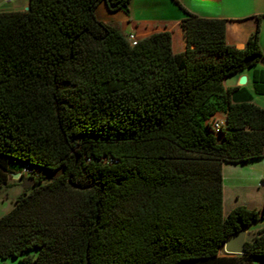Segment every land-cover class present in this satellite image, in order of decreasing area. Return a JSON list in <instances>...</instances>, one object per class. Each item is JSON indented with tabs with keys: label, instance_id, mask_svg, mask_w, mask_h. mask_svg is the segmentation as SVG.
I'll return each instance as SVG.
<instances>
[{
	"label": "trees",
	"instance_id": "trees-1",
	"mask_svg": "<svg viewBox=\"0 0 264 264\" xmlns=\"http://www.w3.org/2000/svg\"><path fill=\"white\" fill-rule=\"evenodd\" d=\"M172 1L184 13L178 53L167 31L130 44L96 19L98 3L127 15L129 0L0 11V185L14 163L32 179L0 215L1 260L264 264V228L244 254L219 255L228 235L264 219V195L259 208L221 212V164L264 157V110L221 85L264 60L257 29L236 49L223 19Z\"/></svg>",
	"mask_w": 264,
	"mask_h": 264
},
{
	"label": "crops",
	"instance_id": "crops-1",
	"mask_svg": "<svg viewBox=\"0 0 264 264\" xmlns=\"http://www.w3.org/2000/svg\"><path fill=\"white\" fill-rule=\"evenodd\" d=\"M176 1L182 9L198 17L223 19L225 21L224 41L226 44L231 45L236 49H242L245 45L247 37L252 32H254L255 29H257L258 46L261 52L264 54V0ZM132 6L136 11L139 10V12H132ZM97 9H99L102 14H104L105 11L107 13H113L108 12L105 9L103 3L97 4L94 10V14ZM183 16V11L172 0H129L128 14H123L121 16L122 20L128 26L127 30L124 32L114 21H103L100 18H97L95 14L97 20L113 24L122 34L131 33L135 37V39L145 37L154 32L167 31L170 34L171 50L174 53L181 52L184 49V40L182 37L181 29L179 27V22ZM174 39H176L175 43ZM262 64L263 60L258 61L253 66L247 67L237 73L226 76L221 80L222 87L232 89L230 92L231 102H250L254 105H257L255 103L253 95L264 94V68L262 67ZM240 77H244V83L242 84H238V80ZM223 118L224 115L221 112H217L212 116V119H218L221 122H223ZM242 167L243 169H240ZM224 175H226V183L228 185L231 183V181L239 180L242 177L244 181H249L251 182V184H254L256 186L252 187L244 185L245 187H235L237 189L240 188L241 190L246 189L245 194H247L248 196L247 200H250L254 196V193L248 190L249 188H262L260 194L262 204L264 195V157L248 160L244 163L221 164V194H226L228 198H230L231 195L234 196V204L231 206V208L242 205L244 203L241 201V198H239L238 194H235L238 192L237 189H235L234 194H232L233 192L231 193V191L226 192L224 190L223 192ZM251 225L245 228V237L246 234H250V236H252L253 233L257 230L255 229L254 231L249 232V227ZM225 254L226 253L223 252V254L219 255Z\"/></svg>",
	"mask_w": 264,
	"mask_h": 264
},
{
	"label": "rangeland",
	"instance_id": "rangeland-1",
	"mask_svg": "<svg viewBox=\"0 0 264 264\" xmlns=\"http://www.w3.org/2000/svg\"><path fill=\"white\" fill-rule=\"evenodd\" d=\"M26 5H27V0H0V11L6 12V11L22 10V9H24V7ZM132 8H133V6H132ZM132 12L138 13L139 10L136 11L133 8ZM95 14H96L97 18H100L103 21H108V22L114 21L115 23L118 24L119 28L122 29L124 32L128 28L127 24L122 20L121 16L123 14L121 12L107 13L105 11V13L102 14L101 11L99 9H97ZM123 35H124V37H126L125 33H123ZM175 42H176V39H174V43ZM262 67L264 68L263 64H262ZM253 96H254L255 103L264 109V94L253 95ZM21 167H22V165L20 163L11 164V170L13 171V173L11 171L9 173H7L6 180L4 181L3 184L0 185V215H2L3 213H5L6 211H8L11 208V206L13 205L15 197L23 189V187L21 186L20 179L19 178H17V179L12 178V174L20 172ZM240 169H243V167ZM35 171H36L35 173L41 177H47V176L51 175V174H48L47 172H45L43 170H35ZM23 177H25V176H23ZM248 184H250V185H248ZM244 185L256 187L254 184H251V182L244 181L242 179V177L239 180L231 181V183L228 185L226 183V175H224V177H223V192H224V190L226 192L231 191V193L233 192L232 194H234L235 189H237V188H235L236 186L245 187ZM248 190L250 192L254 193L253 198H251L250 200H247L248 196H247V194H245L246 189L241 190L239 188V189H237L238 192L235 193V194L239 195V198H241V201L244 203L242 205L248 209L249 208H257V207L261 206V195L260 194H261L262 188H258V189L249 188ZM233 204H234V196L231 195V197L228 198V196L226 194H222V213L223 214H225L231 208V206ZM262 227H264V219L260 220L256 223H253L249 227V232H252L255 229L262 228ZM245 238H246V240H248L250 238V234H246ZM33 253L34 252H32V254ZM219 254H223L221 246L219 248ZM0 264H20V263H18L15 259L6 258L3 260L0 259Z\"/></svg>",
	"mask_w": 264,
	"mask_h": 264
},
{
	"label": "water",
	"instance_id": "water-1",
	"mask_svg": "<svg viewBox=\"0 0 264 264\" xmlns=\"http://www.w3.org/2000/svg\"><path fill=\"white\" fill-rule=\"evenodd\" d=\"M27 8V5L24 7V9ZM253 60V57H246L243 60V63L245 66H247L251 61ZM264 65V60H263ZM244 83V77H240L238 80V84ZM12 178H19L21 181V186L25 189L28 188L31 183L32 179L26 178V177H20V173H14L12 174ZM245 241V228H241L238 231H235L228 235L222 242L221 247L222 251L226 254H232V255H241L244 254V244Z\"/></svg>",
	"mask_w": 264,
	"mask_h": 264
},
{
	"label": "built area",
	"instance_id": "built-area-1",
	"mask_svg": "<svg viewBox=\"0 0 264 264\" xmlns=\"http://www.w3.org/2000/svg\"><path fill=\"white\" fill-rule=\"evenodd\" d=\"M125 38L130 44H133L135 41V38L131 33H127ZM210 124L213 130L217 132L218 127L222 124V122L219 121L218 119H212L210 121ZM19 173H22L25 177H27V175L29 174V170L25 167H22Z\"/></svg>",
	"mask_w": 264,
	"mask_h": 264
}]
</instances>
